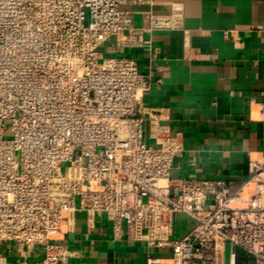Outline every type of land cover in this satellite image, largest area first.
Instances as JSON below:
<instances>
[{"label":"built area","instance_id":"2783aa9c","mask_svg":"<svg viewBox=\"0 0 264 264\" xmlns=\"http://www.w3.org/2000/svg\"><path fill=\"white\" fill-rule=\"evenodd\" d=\"M137 1L0 0V243L64 263L75 253L57 236L85 211L112 215L118 236L125 224L134 240L171 246L172 264H217V238L264 264V162L250 164L241 207L226 180L183 178L182 134L143 100L149 75L102 50L181 26L176 11L147 12L135 28L122 7ZM178 214L196 225L173 240Z\"/></svg>","mask_w":264,"mask_h":264},{"label":"crops","instance_id":"0c3cea01","mask_svg":"<svg viewBox=\"0 0 264 264\" xmlns=\"http://www.w3.org/2000/svg\"><path fill=\"white\" fill-rule=\"evenodd\" d=\"M122 9L142 29L147 12L181 16L177 29L145 32L125 43L111 37L105 56L128 57L150 77L149 106L167 107L166 120L183 137V178H221L232 206H244L254 185L252 162H264V0H138ZM196 225L178 214L173 240ZM75 255L61 264H172L171 246L152 247L123 232L115 234L112 215L69 216L57 236ZM217 264H250L241 248L217 238ZM231 252L235 253L232 260ZM41 245L0 243V264H35Z\"/></svg>","mask_w":264,"mask_h":264}]
</instances>
